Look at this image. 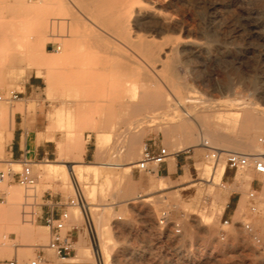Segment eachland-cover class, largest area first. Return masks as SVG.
<instances>
[{
  "label": "rangeland",
  "instance_id": "obj_1",
  "mask_svg": "<svg viewBox=\"0 0 264 264\" xmlns=\"http://www.w3.org/2000/svg\"><path fill=\"white\" fill-rule=\"evenodd\" d=\"M97 1L0 0V94L5 97L11 90L20 92L12 102L0 100V139L4 142L0 171L21 170L9 164L16 161L9 150L16 122L22 121L26 129L37 133L49 129L52 134L47 137L51 141L43 140L50 154L37 162L40 164L31 165L38 176L34 188L17 181L0 184V258L16 254L18 264H30L39 251L45 260L63 264L64 258L44 246L49 229L35 214L22 213L35 212L43 202L41 197L53 192L81 204L69 208L79 230L75 253L66 257L80 259L78 264L90 258L81 257L80 250L93 255L99 222L104 228L102 241L109 246L108 264H264V184L259 174L252 168L231 170L223 161L214 164L207 159L214 147L262 150L257 138L264 135V0H142L144 11L127 22L124 32L106 21L101 7L90 14L83 6ZM43 3L49 9L47 27L25 14V7ZM53 16H61L62 22ZM44 33L48 39L35 50L37 65L31 64L27 53ZM72 36L79 37L75 45L83 70L79 85L74 87L70 77L60 78L48 90L37 67L43 70L42 59L54 55L58 45L63 52ZM139 40L155 42L156 63L138 46ZM157 89L196 113L191 122L194 131L207 127L221 142L208 149L188 146L174 151L189 137L180 128H172L183 116L173 106L150 107L143 112L142 121L126 130L128 120L138 117L130 118L128 105L138 102L144 91ZM81 99H87L86 104L82 105ZM59 108L73 116L71 122L64 119L62 127L55 115ZM237 111L242 115L236 116ZM98 126L109 135L100 145L95 133ZM142 129L141 141L129 155L128 138ZM75 135L83 138L82 148L73 144ZM145 146L172 152L167 162L174 156L177 172L167 174L162 165L159 177L156 172L133 167L127 181L121 168L101 166L100 173L91 168L81 170L80 165L86 164L137 161ZM52 161L62 164L58 171L50 169ZM204 166L209 170L205 172ZM221 166L222 175L211 183L213 167ZM252 188L256 189L254 199L248 196ZM31 194L36 197L28 196ZM11 201L17 204L19 220L35 227L34 239L24 236L8 218L5 206ZM252 205L256 211L251 210ZM162 210L169 212L164 226L158 222ZM247 222L260 242L244 229Z\"/></svg>",
  "mask_w": 264,
  "mask_h": 264
},
{
  "label": "bare ground",
  "instance_id": "obj_2",
  "mask_svg": "<svg viewBox=\"0 0 264 264\" xmlns=\"http://www.w3.org/2000/svg\"><path fill=\"white\" fill-rule=\"evenodd\" d=\"M8 1V0H7ZM40 1V0H39ZM145 1V0H144ZM147 1V0H146ZM159 1V0H158ZM162 1V0H160ZM169 1V0H168ZM47 2V1H46ZM152 2V1H151ZM154 2V1H153ZM152 2V3H153ZM7 4L11 3V2H6ZM16 3V2H15ZM59 4L58 2H55V4ZM159 3V2H158ZM163 3V2H162ZM5 4V5H7ZM33 4V3H32ZM52 4V3H51ZM147 4V3H146ZM161 4V3H160ZM26 5V4H25ZM54 5V3H53ZM60 5V4H59ZM150 5V3H149ZM148 5V6H149ZM18 6V5H17ZM28 6V5H27ZM84 8L90 13L93 14L95 12L98 11V9L101 7L104 10L105 13V19L107 22L111 23L112 26L119 32H124L126 30V25L127 22L130 21L131 19H133L138 13H140V11H142L143 9V3L142 0H99L97 1L95 4L90 5V4H84L83 5ZM145 6V5H144ZM147 6V7H148ZM153 6V5H152ZM165 6V5H163ZM25 7V6H24ZM54 8V7H53ZM60 8V7H59ZM156 8V7H155ZM159 8V6L157 7V9ZM169 8V7H168ZM167 8V9H168ZM171 9V8H170ZM14 10V9H13ZM53 10V9H52ZM51 10V11H52ZM61 10V9H60ZM146 10V9H145ZM172 10V9H171ZM48 6L47 4L45 5V3L41 4V5H37L34 4L32 5L30 8L29 7H25V14L27 16H33V20L35 22H37L38 24H40L41 27H47L46 25L48 24ZM55 11V10H54ZM144 11V10H143ZM151 11V10H150ZM167 11V10H166ZM57 12V11H56ZM149 12V11H148ZM14 13V12H13ZM54 13V12H53ZM156 13V12H155ZM81 14V13H80ZM146 14V13H145ZM164 14V13H163ZM61 15V14H60ZM151 15V14H150ZM161 15V13H160ZM166 15V14H165ZM173 15V14H172ZM17 16V15H16ZM159 15H157L158 17ZM176 16V15H174ZM173 16V17H174ZM61 17V16H60ZM60 17H54L52 19H60ZM168 17V16H167ZM14 18V17H13ZM64 18V17H63ZM175 18V17H174ZM20 19V18H19ZM25 19H28L27 17ZM160 19V18H159ZM158 19V20H159ZM167 19V18H166ZM170 19V18H168ZM176 19V18H175ZM50 20V19H49ZM61 20V19H60ZM63 20V19H62ZM61 20V22H62ZM56 21V20H55ZM154 21V20H153ZM157 22V20H155ZM161 21V19H160ZM167 21V20H166ZM170 21V20H169ZM178 21V20H177ZM23 22V21H22ZM33 22V21H32ZM54 23V20L52 21ZM141 22V21H140ZM148 22V21H147ZM155 23V22H154ZM162 23V21H161ZM171 23V22H170ZM169 23V24H170ZM52 24V23H51ZM49 24V25H51ZM129 24V23H128ZM143 24V23H142ZM173 24V22H172ZM56 25V24H55ZM160 25V24H159ZM158 25V26H159ZM167 25V24H166ZM52 26V25H51ZM59 26V24H58ZM147 27V26H146ZM53 28V27H52ZM150 28V27H149ZM161 28V27H160ZM173 28V27H172ZM47 29V28H46ZM78 29V28H77ZM76 29L75 32H78ZM133 29V28H132ZM47 31V30H46ZM50 31V30H48ZM156 31V29H155ZM45 32V31H44ZM72 32V31H71ZM112 32V31H111ZM158 32V31H157ZM160 32V31H159ZM73 33V32H72ZM79 33V32H78ZM136 33V32H135ZM70 34V33H69ZM104 34H108V33H104ZM45 33L44 36L41 38H37L34 42V47L33 50L27 53V56L30 57L32 59L31 64H36L37 65V58L35 56V50L37 47L44 45L45 41L48 39L44 38L45 37ZM48 35V34H47ZM78 35V34H77ZM138 35V34H137ZM51 36V35H50ZM140 36V35H139ZM52 37V36H51ZM70 37V36H69ZM76 37L78 36H72V38L69 41H66L65 44L67 45L66 48L64 49V51H60L61 46L58 45L57 46V51L54 55H49L47 57H45L44 59H42V61L40 62L43 67V70H40L39 67H37V73L43 77L44 80V84L45 87L50 90L52 88V86L55 85L56 81L58 79H65L67 77H70L71 79V84L75 87L77 85H79L78 80L79 77L82 75L83 70L80 66V58L78 57V53L76 51L75 45H76ZM130 37V36H129ZM138 37V36H137ZM145 37V36H144ZM50 38V37H49ZM79 38V37H78ZM146 38V37H145ZM153 37H151L152 39ZM164 38V37H161ZM53 39V38H52ZM144 39V38H143ZM165 39V38H164ZM163 39V41H164ZM141 40V39H140ZM140 40L138 42H140ZM146 40V39H145ZM149 40V39H148ZM156 40V38H155ZM160 40V39H158ZM0 41H2V38L0 37ZM143 41V40H142ZM64 42V41H63ZM163 44V43H162ZM138 46L141 48V50L149 57L151 58L153 61L152 63H156V61H158L157 56L158 53L156 54V44L155 42L152 41H145V42H140L138 44ZM165 48V47H164ZM80 52V51H79ZM165 53V52H164ZM162 55V53H161ZM162 57V56H161ZM160 59V58H159ZM145 60V59H144ZM129 61V60H128ZM162 61V60H161ZM70 63H74L73 65H70ZM143 62V61H142ZM159 62H157L158 64ZM152 65V64H151ZM161 65V64H160ZM97 67V66H96ZM152 67V66H151ZM158 69V68H157ZM147 70V69H146ZM152 70V69H151ZM157 71V70H156ZM155 71V72H156ZM153 72V71H152ZM69 74V75H68ZM167 77V76H166ZM84 80V77H83ZM86 82V81H85ZM173 83V82H172ZM83 84L85 85V83L83 82ZM136 87V86H135ZM139 87V86H138ZM137 89V88H136ZM142 89V88H141ZM133 95V93H132ZM176 97V96H175ZM170 98V97H169ZM173 98V96H172ZM136 99V98H134ZM174 99V98H173ZM182 99V98H180ZM125 100V99H123ZM133 101V100H132ZM87 99H81V103L82 105L86 104ZM125 102V101H124ZM129 102V101H128ZM168 106H173V107H177L182 111L183 116L179 117L180 121L178 123H174V125L172 126V128H180L184 134L189 137L188 141H185L184 145H179L176 149H174V151H180L181 149H184L188 146H198L199 148H210L213 147V143L214 142H221L220 138L216 137L213 135V132L208 129L206 126L205 130H201L198 132L194 131L192 128V124L191 122L196 120V113H192L190 111L187 110L186 105H184L183 103H181L180 101H176V103L174 101H172V99H168L167 95L161 91V90H152L150 92H143L141 95V98L138 102L133 103L128 105L131 113H130V118H133L135 116H138L135 119H130L128 120L129 122L126 123V130H129L131 125H135L136 122H140L142 121L143 117L145 115H142L143 112L147 109H149L150 107L154 108H159V109H166L169 108ZM122 108L123 105L121 106ZM125 109V108H124ZM210 109V108H209ZM126 110V109H125ZM211 110V109H210ZM245 110V109H243ZM173 111H175L173 109ZM178 111V110H177ZM180 111V112H181ZM203 111V110H202ZM127 112V111H126ZM211 112V111H210ZM176 113V112H175ZM201 113V112H200ZM206 113V112H205ZM204 113V114H205ZM171 114V113H170ZM178 114V113H177ZM207 114V113H206ZM236 116H241L242 113L237 111ZM56 118L58 120V124L59 127L64 126V119L69 118L68 122L72 121V117L70 115V117L65 115L64 109L63 108H59L56 111ZM150 116V115H149ZM153 116V115H152ZM176 116V115H175ZM205 116V115H204ZM151 117V116H150ZM210 117V116H209ZM231 118V116H229ZM228 117V118H229ZM256 117V116H255ZM259 117V116H258ZM12 118V117H11ZM178 118V117H177ZM147 120V119H146ZM205 120V119H204ZM178 121V120H177ZM198 122V120L196 121ZM206 122V121H205ZM144 123V122H143ZM172 123V122H171ZM249 123V122H248ZM196 124V123H195ZM200 124V123H199ZM198 124V125H199ZM254 124V123H253ZM208 125V124H207ZM140 126V125H139ZM58 127V128H59ZM124 127V126H123ZM194 127V126H193ZM204 127V126H203ZM250 127V126H249ZM57 128V127H56ZM99 128H101V126H98L95 129V133H96V140L97 143L100 145L101 143H103L104 141H106V139H109V135L108 133H103ZM171 129V128H170ZM196 129V128H195ZM145 130V129H144ZM143 129L132 133L128 138V149H127V153L129 155H132L134 153V144H136L137 142H140L141 137L143 135V133L145 132ZM168 130V128L166 129ZM197 130V129H196ZM50 130L47 129V132H49ZM124 131V130H123ZM164 132V131H163ZM53 133V132H52ZM165 134V133H164ZM39 136V135H38ZM52 136V135H51ZM252 136V135H251ZM128 137V136H127ZM54 138V137H53ZM248 138V137H247ZM246 138V139H247ZM43 139V138H42ZM52 139V138H51ZM186 140V138H185ZM237 140V139H235ZM183 141V140H182ZM239 141V140H238ZM243 142V141H241ZM106 143V142H105ZM245 146H250V147H256L255 144H253L250 141H244L243 142ZM73 144L76 145L79 148H82L83 146V138L79 135H75V138L73 140ZM225 146V145H224ZM138 148V147H137ZM214 148H218V147H214ZM172 149V148H171ZM222 150H231V149H227V148H219ZM4 151V142L2 141V139H0V154ZM173 151V150H172ZM233 151H239V150H233ZM243 152V151H240ZM170 155L168 156L171 157V153L169 152ZM245 153H254V152H245ZM207 159L209 161L210 158L207 157ZM1 161V160H0ZM136 161L131 160V161H127L125 163H120V162H103V163H95V164H86V165H80L83 166L81 167L83 169L85 168H91L95 173L99 172V167L101 166H107V167H115V168H121L124 172V175L126 176L127 181L131 180V171L132 168L135 166ZM10 165L16 166L21 168V164L19 161H10L9 162ZM51 167L50 169L53 171H58L57 169H59V166H62L61 163L58 162H49L48 163ZM86 166V167H84ZM205 167V166H204ZM214 168V171L211 172L210 178L208 180L211 181V183L215 182V178L217 176H221L223 173V168L221 166V168ZM13 169V168H12ZM206 171H208V167L203 168ZM221 169V170H220ZM14 170V169H13ZM212 170V169H211ZM16 171V170H15ZM62 171V170H61ZM203 171V170H202ZM213 172L217 174L213 175ZM100 173V172H99ZM158 174L159 177H161L159 172H156ZM161 181V180H160ZM164 182V181H163ZM129 184V182H127ZM162 183V182H160ZM158 184V183H157ZM248 185H250V183H248ZM251 187V186H249ZM161 188V187H159ZM128 189V188H127ZM131 189V188H130ZM133 189V188H132ZM131 189V190H132ZM130 190V191H131ZM251 190V189H250ZM127 191V190H125ZM261 192L264 194V185L263 188L261 190ZM16 193V192H15ZM128 194V193H127ZM240 208V205L238 206V209ZM5 209L8 211V218L10 219V221L14 222L15 226L17 227V229L19 231H21V233L29 238L34 239L36 237V230L35 227L33 225H31L30 223H25L23 221L19 220L18 217V209H17V204L15 201H11L9 202L6 206ZM236 211V210H235ZM33 221V220H32ZM104 228H102L101 223L99 222V228H98V233H99V239L95 242V244L93 245V255L90 256V254L88 253V251L86 250H80V256L81 257H85L88 256L90 258H86L84 260V264H108V251H109V246L107 242L102 241L103 234H104ZM22 255H25V253H22ZM65 261L63 262V264H78L80 259L75 258V257H70V258H64ZM22 264V263H20ZM40 264H54L52 262H50L49 260H43L40 262Z\"/></svg>",
  "mask_w": 264,
  "mask_h": 264
},
{
  "label": "built area",
  "instance_id": "obj_3",
  "mask_svg": "<svg viewBox=\"0 0 264 264\" xmlns=\"http://www.w3.org/2000/svg\"><path fill=\"white\" fill-rule=\"evenodd\" d=\"M2 87L0 85V92ZM20 92L11 90L8 96H3L0 94V100H6L7 102H12L18 99ZM259 145L261 146L260 152L254 153H245L240 151L233 150H222L219 148H210V152L207 154V157L214 164H218L220 161L224 162L225 167L231 170H247L252 168L260 176V182L264 184V135H260L257 138ZM170 155L169 151L165 147H159L157 150H153L151 147L145 146L142 150L141 157L135 162V169L142 172L153 173L159 172L161 174V166L166 163L168 156ZM21 164V170L15 171L12 168H9L7 171H0V184L8 180L10 185L13 182H18L23 185L25 188L32 189L37 183V178L33 172L31 165L32 161L24 158L19 161ZM3 194V193H2ZM32 198L36 197V194L28 195ZM248 196L251 199H254L256 196V189L252 188ZM0 200H3V196H0ZM24 205L33 204L29 202H24ZM41 203H39L40 205ZM48 210L44 216V224L49 229V239L46 245V248L52 250L55 255L59 258H65L71 256L75 253V237L78 233L79 227L77 225L76 218L73 220L69 208L76 207L78 202L75 198H70L67 200H49ZM252 211H256V206H251ZM36 215L35 212H26ZM168 210H162L158 219L160 225H166L168 223ZM36 215V220H37ZM74 221V222H73ZM228 220L224 221V224H227ZM244 229L254 236V239L257 242L260 240L257 238L254 233L253 226L251 223H244ZM179 231V228H176ZM45 260L44 256L39 253L36 254L35 259L30 261V264H38L41 261ZM0 264H18L17 258H12L8 260H0Z\"/></svg>",
  "mask_w": 264,
  "mask_h": 264
},
{
  "label": "crops",
  "instance_id": "obj_4",
  "mask_svg": "<svg viewBox=\"0 0 264 264\" xmlns=\"http://www.w3.org/2000/svg\"><path fill=\"white\" fill-rule=\"evenodd\" d=\"M258 101H260L259 98H257ZM19 109V108H18ZM18 109L16 111H18ZM13 127H14V121H13ZM39 135V136H38ZM51 132H47V129L45 132H38L35 129H26V126L23 125L22 121H18L15 124L13 132H10V138L11 144L9 146V150L11 152L12 158L16 161H21L24 158L27 160H30L33 162V165H37L40 163H37L38 161L44 160L45 157H47L49 153V149L45 145V142L43 140H49L51 139L47 138L50 137ZM43 138V139H42ZM153 150H157V148L151 147ZM168 159V158H167ZM42 164V163H41ZM45 164V163H43ZM165 172L167 174H173L174 172H177L178 169V161L172 156L171 160L169 162L166 161V163L163 164ZM42 203L38 206L36 210L37 221L40 222L43 226L44 224V216L48 210V201L49 200H57L61 199V194H53V192L49 193V196H45V194L41 197ZM46 227V226H45ZM39 251H36V254H39ZM44 256V254H42ZM12 258H17L16 254ZM12 258H0V260H8Z\"/></svg>",
  "mask_w": 264,
  "mask_h": 264
}]
</instances>
